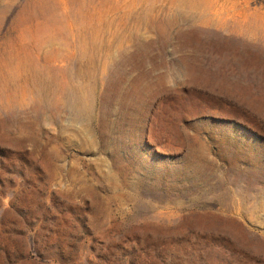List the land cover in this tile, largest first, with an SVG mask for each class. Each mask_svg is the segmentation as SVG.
<instances>
[{"label":"rangeland","instance_id":"374dc122","mask_svg":"<svg viewBox=\"0 0 264 264\" xmlns=\"http://www.w3.org/2000/svg\"><path fill=\"white\" fill-rule=\"evenodd\" d=\"M0 264H264V0H0Z\"/></svg>","mask_w":264,"mask_h":264}]
</instances>
